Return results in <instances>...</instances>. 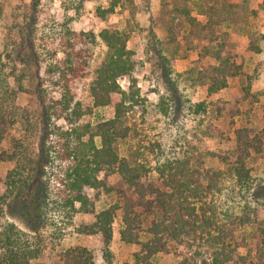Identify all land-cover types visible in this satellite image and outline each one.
I'll use <instances>...</instances> for the list:
<instances>
[{"label": "rangeland", "instance_id": "1", "mask_svg": "<svg viewBox=\"0 0 264 264\" xmlns=\"http://www.w3.org/2000/svg\"><path fill=\"white\" fill-rule=\"evenodd\" d=\"M36 1L34 6V0H0V95L5 97L7 109L14 107L17 111L1 141L0 152L10 150L14 137L22 144V157H36L43 134L44 107L40 96L44 103L54 104L47 130L51 133L48 142L52 154L46 168L49 197L45 226L41 230L44 235L43 251L38 259L41 264H61L60 252L77 245L91 249L95 264H107L101 235L77 230L92 223L94 216L64 207L58 193L63 188L66 170L73 164L71 149L76 131L86 138L88 133L82 132L83 126L91 131L94 125L114 114L112 104L94 107L88 92L93 69L106 52L98 37L105 28L125 30L129 35L126 46L136 59L138 102L127 112L130 131L121 145L120 155H126L130 147L155 180L161 168L176 161L188 160L190 165L222 170L219 191L212 197L218 210L232 215L230 219L234 220L247 215L258 222L254 223L255 228L264 227V0H218L238 6L244 21L238 28L243 24L240 29L250 32L243 34L235 29L237 26L226 23L216 27L218 36L235 29L231 35L234 49L229 54L250 75L251 93L257 97L252 103L249 101L252 98L247 100L244 96L245 78L241 83L237 77L230 76L227 86L215 93L208 92L207 84H203L208 81L211 68L219 65L212 55H205V49L218 41L208 44L192 34L184 10L205 24L208 15L200 12L199 4L206 9L205 5H212L215 0ZM80 32L84 35H79L78 40L75 34ZM67 52H79L88 62L81 76L75 77L64 66ZM166 73L174 92L169 88ZM116 81L122 89L129 84L123 76ZM65 102L67 108L62 105ZM77 109L81 113L78 117L73 113ZM238 131L250 137L261 133L262 138L261 154L255 157L250 180L244 185L227 173L228 164L223 162L224 158L232 159ZM14 167L15 160L0 159L1 193L5 190V175ZM88 194L93 197L90 191ZM106 206V196L101 192L95 208ZM121 215L117 211L112 222L110 264H135L134 253L140 247L120 240ZM5 219L11 218L5 215L0 224ZM242 233H247L250 240L256 230L248 222L239 227L237 236ZM194 244L192 248L180 245L176 254L159 252L154 262L174 264L196 250L199 256L193 264H202L208 258V250L204 245Z\"/></svg>", "mask_w": 264, "mask_h": 264}, {"label": "trees", "instance_id": "2", "mask_svg": "<svg viewBox=\"0 0 264 264\" xmlns=\"http://www.w3.org/2000/svg\"><path fill=\"white\" fill-rule=\"evenodd\" d=\"M36 2L34 0V6ZM199 6L200 12L208 15L205 24L184 10L190 32L205 39L208 44L218 41L205 49V55H212L219 65L211 68L208 81L203 84H207L208 92L215 93L227 86L228 77H237L241 83L245 78L244 96L247 100L252 98L250 103L256 101V95L251 93L250 75H246L243 66L229 54V50L234 49L232 32L242 30L240 27L244 26L242 24L238 28V24L244 22L238 6L218 0L212 5H205L206 9ZM221 23L237 27L218 36L216 27ZM246 32L250 34L242 30L243 34ZM79 35L84 33L75 34L78 40L81 38ZM98 37L106 52L93 69L88 92L94 107L112 104L114 114L94 125L91 131L83 126L82 132L88 133L86 138L76 131V141L71 149L73 164L66 170L63 188L58 191L64 207L72 212L94 216L92 223L77 227L78 232L100 234L104 243L103 257L110 264L112 222L114 214L121 211L120 240L140 247L134 253L135 264H155L157 253L173 251L176 254L180 245L192 248L195 242L208 250V258L202 264H264V227L261 223V228H255L254 223L258 222L250 220L246 214L245 218L230 219L232 215L222 214L212 199L215 191H219L218 181L224 171L190 165L188 160L176 161L161 168L155 180L145 171L130 147L126 155H120L121 145L130 131L126 123L127 112L138 102L137 80L134 77L136 59L134 52L126 46L129 35L125 30L105 28L98 33ZM65 55L64 66L67 65L75 77L81 76L88 62L81 58L79 52H67ZM167 75L169 88L174 92L173 83ZM121 76L128 80L126 89H122L116 81ZM64 80L67 81L66 78ZM40 99L44 107L41 117L43 134L36 157H22V144L14 137H11L10 150L0 152L1 160L16 161V167L5 175L4 192H0V220L5 215L11 218L0 224V264H41L38 261L44 242L41 230L45 226L49 197L46 168L52 154L48 142L51 133L47 130L54 104L44 103L41 96ZM4 101L5 97L0 95V144L8 133V125L17 115L14 107L9 110L4 106ZM66 102L62 104L64 108H67ZM73 113L77 117L81 114L80 109ZM260 135L250 137L244 131H238L237 144L231 151L232 159H223L228 164L227 173L243 185L250 180L255 157L261 154ZM101 173L102 177H99ZM89 191L93 194L92 198ZM101 192L106 196L107 206L97 210L95 201ZM75 203L79 206L75 207ZM248 222L251 229L256 230V234H249L250 240L247 233L237 236L239 227ZM198 256L199 251L193 250L174 264H193ZM59 261L61 264H95L91 249L79 245L63 249Z\"/></svg>", "mask_w": 264, "mask_h": 264}]
</instances>
